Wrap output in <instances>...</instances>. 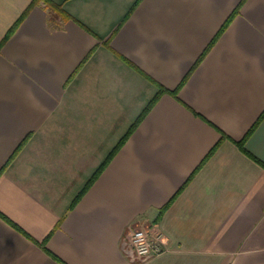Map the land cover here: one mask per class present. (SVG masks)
<instances>
[{
	"label": "crops",
	"instance_id": "0c3cea01",
	"mask_svg": "<svg viewBox=\"0 0 264 264\" xmlns=\"http://www.w3.org/2000/svg\"><path fill=\"white\" fill-rule=\"evenodd\" d=\"M0 264H264V0H0Z\"/></svg>",
	"mask_w": 264,
	"mask_h": 264
},
{
	"label": "built area",
	"instance_id": "2783aa9c",
	"mask_svg": "<svg viewBox=\"0 0 264 264\" xmlns=\"http://www.w3.org/2000/svg\"><path fill=\"white\" fill-rule=\"evenodd\" d=\"M127 240L137 259L158 256L166 249V237L154 223L130 228Z\"/></svg>",
	"mask_w": 264,
	"mask_h": 264
},
{
	"label": "trees",
	"instance_id": "16d2710c",
	"mask_svg": "<svg viewBox=\"0 0 264 264\" xmlns=\"http://www.w3.org/2000/svg\"><path fill=\"white\" fill-rule=\"evenodd\" d=\"M222 30V28L219 30V32ZM164 90H166L165 88H163L162 86L159 85V88L157 90V92L155 93V95L149 100V102L145 105V107L142 109V111L139 113V115L136 117V119L133 121V123L129 126V128L127 129V131L125 132V134L119 139V141L115 144V146L111 149V151L107 154V156L103 159V161L97 166V168L95 169V171L93 172V174L90 176V178L87 180V182L85 183V185L83 186V188L81 189L80 193L73 199V202H75V200L78 198V196L80 194H83L85 192V190H87V188L91 185V183L96 179V177L99 175V173L103 170V168L106 166V164L110 161V159L112 158V156L115 154V152L118 150V148L123 144V142L126 140V138L128 137V135L135 129V127L137 126V124L140 122V120L142 119V117L145 115V113L149 110V108L153 105V103L157 100V98L159 97V95L161 93L164 92ZM172 93H175L174 91H171ZM262 116V115H261ZM256 124V123H255ZM254 127V126H253ZM253 127H251V129H249V131L247 132L246 135H248L251 130L253 129ZM245 135V137H246ZM222 136V135H221ZM245 137L241 140L235 141V144L239 147V149L241 151H243L244 153L251 155L249 152H247L245 150V148L243 147V143H244V139ZM217 144V143H216ZM216 144L210 149L209 154L215 149ZM190 178V177H189ZM189 178L187 180H189ZM187 181H185L183 183V185H181L177 191L174 193V195L180 191L185 183ZM173 195V196H174ZM172 196V197H173ZM72 202V203H73ZM167 207V205H164L163 207H161V209L159 210V214L158 216L161 215L162 211ZM157 216V217H158Z\"/></svg>",
	"mask_w": 264,
	"mask_h": 264
}]
</instances>
